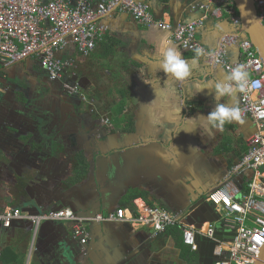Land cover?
I'll return each instance as SVG.
<instances>
[{
    "label": "crops",
    "instance_id": "0c3cea01",
    "mask_svg": "<svg viewBox=\"0 0 264 264\" xmlns=\"http://www.w3.org/2000/svg\"><path fill=\"white\" fill-rule=\"evenodd\" d=\"M199 1L209 2L145 0L154 18L171 23L202 19L204 23L195 35L200 44L213 47L221 36L236 34L235 23L225 14L203 17ZM96 21L103 29L104 38L89 56L80 55L73 44L66 45L60 52L67 66H74V76L63 72L60 79L48 81L36 55L24 61L0 64L3 83L0 91L3 159L0 196L9 188L21 189L26 198L27 194L36 196L52 189L56 194L71 196L69 201L72 202L87 193L95 195L92 182L77 188L82 177L70 179L75 168L73 157L79 154L84 160L83 171L87 172L88 163H92L91 172L98 176L102 191L107 195L110 190L125 195L118 208L131 210L153 204L169 210L186 205L188 194L195 189L194 184H198L194 176H188V164H202L201 173L206 172L212 182L237 162L236 153H244L247 149V138L243 134L247 128L241 129L234 121L226 125L233 126L239 139L232 141L221 153L216 146L223 131L213 129V134L209 135L199 120L185 119L197 114L207 115L220 102L238 106L234 96L215 97L217 83L228 82V75L220 66L216 73L210 70L209 64L213 62L203 54L199 70L183 81H174L175 95H167L164 91L168 87L166 76L155 53L159 36L169 31L144 24L119 8L106 11ZM175 45L185 59L194 55V51H184ZM225 55L234 64L242 56L235 45L227 46ZM70 81L81 84L92 94L90 106L95 108L94 113L75 104L67 95L64 88L66 84L72 85ZM34 97L40 99L37 107L34 110L24 107L22 101L28 103ZM37 117L50 120L51 130L48 131L59 150L49 158L39 156V145L32 143L27 147L25 140L22 145L16 141L15 134L33 129ZM102 118H107V123H103ZM193 129L196 130L191 131ZM28 165L40 172L33 171L34 175L22 181V188H18L14 184L17 173ZM134 194L136 196L131 198ZM6 201L1 206L17 207L18 201L13 200L12 195ZM109 213L105 212L102 217ZM27 221L15 220V227L7 231L0 229V264H53L47 253L50 246L55 247L51 241L61 242L57 264H192V261L193 264H208L213 260L206 244L202 250L204 255L197 262V251L190 250L182 241L180 224L154 234L150 226L126 220L97 219L90 224L86 222L87 237H90L88 244L83 246L80 239L73 236L69 223L59 222L62 224L57 225L58 228L44 226L40 235L38 228L34 235L32 229L27 231ZM172 228H176L175 234L170 231ZM65 231L69 234L70 247L76 250L73 256L66 253L69 247L65 246ZM213 254L218 256L214 249ZM225 254L226 251L221 258Z\"/></svg>",
    "mask_w": 264,
    "mask_h": 264
},
{
    "label": "built area",
    "instance_id": "2783aa9c",
    "mask_svg": "<svg viewBox=\"0 0 264 264\" xmlns=\"http://www.w3.org/2000/svg\"><path fill=\"white\" fill-rule=\"evenodd\" d=\"M213 1L216 4L212 12L214 17L225 14L232 22L239 21L233 0ZM254 4L264 23V0H254ZM114 8L132 14L144 24L171 31L174 42L182 50L202 48L210 61L224 67L228 77L234 67L243 65L249 74V82L260 80L264 84V64L249 39L240 40L242 56L232 64L225 56L223 42L235 43V35L226 41L221 39L218 49L207 51L194 37L196 28L202 25V19L174 26L170 21L154 18L148 3L143 0H0V64L36 55L50 79H59L67 66L60 58L62 48L73 44L80 55L89 56L104 38L97 17ZM228 83L237 87L235 82L228 80ZM65 86L71 90L77 89L76 85ZM238 91L241 115L251 118L256 128L246 139V151L230 166L226 179L206 197V201L217 209L222 228L234 230L230 241L215 238V222H204L200 228L184 225L180 215L153 204L131 210L116 208L107 217L99 215L96 219L126 220L136 225L150 226L154 234L180 224L182 241L190 250L197 249L195 234H199L218 242L214 247L218 256L226 251L221 259L212 264H256L264 246V87H246ZM107 121V118H102L103 123ZM14 220L30 221L34 235L44 222L69 223L73 236L81 242L86 241L88 218L77 215L68 207L31 213L19 207L7 206L0 211L1 228L9 227Z\"/></svg>",
    "mask_w": 264,
    "mask_h": 264
},
{
    "label": "water",
    "instance_id": "95a60500",
    "mask_svg": "<svg viewBox=\"0 0 264 264\" xmlns=\"http://www.w3.org/2000/svg\"><path fill=\"white\" fill-rule=\"evenodd\" d=\"M233 2L237 10L239 21L233 24L236 28V32H234L236 34H233L236 36L235 43L223 42L224 43V46H223L224 53L226 54L227 46H231V45H235L237 50L240 51V48H239L240 40L249 39L253 43L254 47L257 49L262 59V62L264 64V23L257 13L254 0H233ZM197 4H200L201 10L204 11L203 17L211 18V14L213 16L212 12L216 5L214 2L212 3L209 0V2L205 4V2L199 1ZM157 18L161 19L160 17H157ZM192 21H195V20H192ZM172 23L174 26L178 24L177 21H172ZM203 23L204 21L202 22V24ZM197 30L198 28H196L195 30V35H196ZM169 32L171 33V31ZM231 36L232 34L223 35L221 36V39L223 40L225 39L226 41V39ZM221 39L219 40L218 44H216L213 47H211L210 45H206L203 42L201 44L207 47L206 48L204 46L207 51H213L220 47ZM60 58L62 59L61 56ZM24 60H26V58L21 59L19 61H24ZM209 66H210V70L212 69L215 73L217 72L218 66L222 67V65H218L215 63H213L212 65L209 64ZM222 68L224 69V67ZM225 72L227 73V71ZM0 83H2V80H0ZM237 107L240 109V102ZM240 114H241V111H240ZM234 122H235V125L238 127H241V129L247 128V130L243 131V134L245 135L246 138H248L255 131V128H256L255 124L252 121V119L249 118L248 116L241 115V119L234 120ZM49 128L51 130V123L49 119L43 118V117H37V120L35 122V125L33 126V129H31L27 133H22L19 135L15 134L16 141H18L19 144L22 145V140H25L27 147H30L32 143H35L33 145H37V146L39 145L38 147V152L40 153L39 156L44 155V157L47 156L49 158L52 155H56L57 153H59L58 148L52 143L53 140L51 139V134L48 131ZM39 137H41L43 142L39 141ZM78 155L79 154L74 155L73 157L74 162H75V159L78 158ZM81 157L83 158V156ZM200 157L204 159V156L200 155ZM79 162L80 161H77L76 164ZM0 164H3L1 148H0ZM91 164L92 163L90 162L88 163L89 169L87 168V172L85 173L86 176L79 178L80 180L77 182L76 185L78 186L76 187L84 188L85 186L83 184L92 182L95 186V193H96L95 195L93 194L90 195V193L89 194L87 193L84 196L78 197V200L72 202V201H69V198L72 200L71 196L67 194H56L52 189L50 190V192L41 193V195L32 196L30 194H27L28 198H26L25 195H22L21 189H19V191H16V189L12 190L9 188L5 190V194L0 196V211H2L6 207V206H1L2 203H6L7 202L6 199L10 197V195H12L13 200L18 201L17 207H19L21 210H24V211H28L31 213H38L43 210H57L63 207H69L77 215L79 214V215L87 217L88 224L92 223L93 221H96L97 220L96 215L101 214V216H103L105 212H112L113 210L118 208L120 199H122L125 195L121 194L120 192H112L111 190L109 192V195H107L106 192L102 191V189L100 188V182H99L98 176H96L95 174H93V172H91L92 171ZM201 166L202 164H196V165L193 163L188 164V167H189L188 169L190 170V171L188 170V176L189 177L190 175L194 176L196 183L198 184H194L195 189L193 190L192 193L188 194L186 205H182L181 207H176V208L170 207L169 210L172 213L180 215L182 223L184 224L186 223L187 225H190V226L192 225L195 228H200L203 225V223L207 221L215 222V230H214L215 238L220 241H230L234 235V230H224L222 228V225L219 222V214L215 212V209L212 206V204L206 201L207 195L210 192L214 191L226 179V176H227V173L230 167H227L226 171L218 179L211 182V180L208 179L206 172L202 173L203 177H201L202 175L200 173H197L196 170L200 168ZM35 168L28 165L25 167L23 171L21 170L20 172H18L17 173L18 179L15 180L16 182L14 184L18 188L19 187L22 188L21 187L22 181H25L26 178L28 179L29 177H32L34 175L33 171H37V173L38 171L40 172V169H35ZM46 169H48V165H46ZM200 172H202V168H200ZM75 177H77V174H75V168H74L73 175H70V179L73 178V180H75L76 179ZM33 179L34 178H32L31 180ZM68 179L69 178L65 180H68ZM81 213H84V214H81ZM14 221L11 223L9 227L0 228V229L7 231L15 227ZM27 223L29 224V226H27L28 228L27 231H30L32 229V224L30 221H27ZM59 224H62V223L54 222V221L44 222L39 227L38 233L39 235L41 234V230L44 226H50L51 228H54V227L58 228L57 225ZM224 235H227L228 237L225 238ZM89 237L90 236L87 237L86 239L87 241L82 242L83 246L84 244L85 245L88 244ZM64 238H65V241L67 242L65 246L69 247V250L66 251V253L71 256L75 255V252H76V250H74L75 247L74 246L72 247V245L70 247L69 244L71 243H69L70 242L69 234L66 231H65ZM195 240L198 244V247L195 250L197 251V257H196L197 262H200L202 255H204V253H202V250H203V246H205L206 244L209 245L208 254L213 258V260L216 261V260L221 259V256H215L213 254V249L215 245L218 243L216 240H212L208 237H204L199 234H195ZM50 244H54L55 247L53 248L52 246H50V249L48 250L49 252L47 253H50L51 255L50 258L52 260V263L57 264L58 255L60 253L61 242L51 241ZM213 260L212 259L211 261L209 260L208 264H212ZM191 263L193 264L194 262L192 261ZM256 264H264V246L261 249L259 259L256 262Z\"/></svg>",
    "mask_w": 264,
    "mask_h": 264
},
{
    "label": "clouds",
    "instance_id": "9594fccd",
    "mask_svg": "<svg viewBox=\"0 0 264 264\" xmlns=\"http://www.w3.org/2000/svg\"><path fill=\"white\" fill-rule=\"evenodd\" d=\"M155 54L159 58L160 69L166 76L165 82L168 87L164 89V91L167 95L174 96L175 88L173 87V82L183 81L189 78L193 71L199 70V59L204 54V50L197 47L194 49V55L192 58L185 59L182 52L177 48L171 39V33L163 32L158 38L157 50ZM227 80L235 82L237 87L234 89L231 84L227 82L217 83L214 91L215 97L222 98L224 96H233L237 90H243L246 87H264V84H262L260 80H251V82H249V74L243 65L234 67ZM180 112L181 108L179 109L178 114H180ZM185 119L193 122L199 120L204 126L205 131L209 135H212L213 129L215 131H223L226 123H231L234 120L241 119V114L240 109L235 104L220 102L217 103L216 107L209 111L207 115L197 114L193 117H185ZM195 130L196 129H193L191 131Z\"/></svg>",
    "mask_w": 264,
    "mask_h": 264
},
{
    "label": "flooded vegetation",
    "instance_id": "af4514ba",
    "mask_svg": "<svg viewBox=\"0 0 264 264\" xmlns=\"http://www.w3.org/2000/svg\"><path fill=\"white\" fill-rule=\"evenodd\" d=\"M190 52H193V51H190ZM38 62H39V60H38ZM39 66L41 67L40 64H39ZM73 69H74V66H73V68L66 66V67L63 68V72H64L65 75L70 74V76H74L75 75V71ZM44 72L46 74V77H47L48 81L54 82L55 80H57V79H50V77L47 74V72L45 70H44ZM69 83H72V82L70 81ZM74 85L77 86L76 90H71L70 88H67V87L64 88L65 92L67 93V95H69L71 97L72 101H74L75 104H79L82 108H85L86 111L88 110L90 114L94 113V109L95 108L90 106V102L92 101L91 99H93L92 94L88 93V91L85 90L84 87L81 84L72 83L71 86H74ZM231 86L233 87V85H231ZM2 89H3V83H0V91H2ZM233 96H234V101L236 102L237 105H239V102H240L239 91L237 90ZM38 99L39 98H35L34 97L28 103H26V101H22V104H24V107H30L32 110H34L37 107L38 103H39L40 99L39 100ZM229 136H233V137H229ZM228 139H229V142H226V140H228ZM236 139H239V137H238V135L236 136L234 134L233 126L225 124L223 132L221 134V139L217 143V146H216L217 148L216 149L219 152L223 153V151L226 150L227 147L229 148V145L232 143V141H234ZM242 154L243 153H238V154L236 153L237 161L241 157ZM73 165H74L73 167H76L77 164L74 162Z\"/></svg>",
    "mask_w": 264,
    "mask_h": 264
},
{
    "label": "trees",
    "instance_id": "16d2710c",
    "mask_svg": "<svg viewBox=\"0 0 264 264\" xmlns=\"http://www.w3.org/2000/svg\"><path fill=\"white\" fill-rule=\"evenodd\" d=\"M81 159H82V157H80ZM79 163H77V165H76V167H75V174H77V177H83L84 175H85V172L86 171H83V169H85V167H84V160H80L79 159ZM80 164V165H79ZM136 195L134 194V195H132L131 196V198L132 197H135ZM140 203V202H139ZM170 231L172 232V234H175L176 233V228H172V229H170ZM19 264V263H18Z\"/></svg>",
    "mask_w": 264,
    "mask_h": 264
},
{
    "label": "rangeland",
    "instance_id": "374dc122",
    "mask_svg": "<svg viewBox=\"0 0 264 264\" xmlns=\"http://www.w3.org/2000/svg\"><path fill=\"white\" fill-rule=\"evenodd\" d=\"M79 159H80V160H83V159H81V158L79 157V155H78V158L75 159V163H76L77 161H79ZM196 164H197V163H196ZM197 167H198V166H197ZM196 171H197V173H200V174L202 175L201 177H203V174L200 172V168H198ZM199 177H200V176H199Z\"/></svg>",
    "mask_w": 264,
    "mask_h": 264
}]
</instances>
